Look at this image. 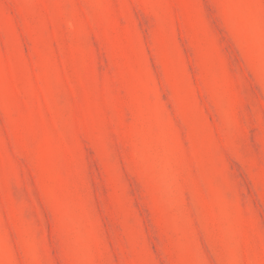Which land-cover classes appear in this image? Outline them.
Returning <instances> with one entry per match:
<instances>
[{
    "label": "rangeland",
    "instance_id": "374dc122",
    "mask_svg": "<svg viewBox=\"0 0 264 264\" xmlns=\"http://www.w3.org/2000/svg\"><path fill=\"white\" fill-rule=\"evenodd\" d=\"M0 264H264V0H0Z\"/></svg>",
    "mask_w": 264,
    "mask_h": 264
}]
</instances>
